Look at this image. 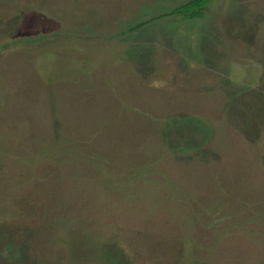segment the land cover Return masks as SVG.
I'll use <instances>...</instances> for the list:
<instances>
[{
	"label": "rangeland",
	"instance_id": "374dc122",
	"mask_svg": "<svg viewBox=\"0 0 264 264\" xmlns=\"http://www.w3.org/2000/svg\"><path fill=\"white\" fill-rule=\"evenodd\" d=\"M0 0V264H264V0Z\"/></svg>",
	"mask_w": 264,
	"mask_h": 264
},
{
	"label": "trees",
	"instance_id": "16d2710c",
	"mask_svg": "<svg viewBox=\"0 0 264 264\" xmlns=\"http://www.w3.org/2000/svg\"><path fill=\"white\" fill-rule=\"evenodd\" d=\"M207 2L208 0H192L187 4H185L184 6L177 8L174 12L175 13L191 12L190 13L191 17H200L201 13L195 12L194 10L201 9Z\"/></svg>",
	"mask_w": 264,
	"mask_h": 264
}]
</instances>
